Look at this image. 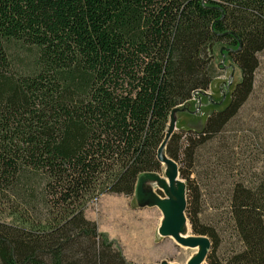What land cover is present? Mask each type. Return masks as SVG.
<instances>
[{
	"label": "trees",
	"instance_id": "trees-1",
	"mask_svg": "<svg viewBox=\"0 0 264 264\" xmlns=\"http://www.w3.org/2000/svg\"><path fill=\"white\" fill-rule=\"evenodd\" d=\"M217 45L241 82L165 155L185 181L193 235L210 243L207 263L264 264V179L246 184V138L227 129L254 91L264 0H0V264H133L86 211L161 171L170 114L219 77ZM212 188L226 206L206 223Z\"/></svg>",
	"mask_w": 264,
	"mask_h": 264
},
{
	"label": "rangeland",
	"instance_id": "rangeland-1",
	"mask_svg": "<svg viewBox=\"0 0 264 264\" xmlns=\"http://www.w3.org/2000/svg\"><path fill=\"white\" fill-rule=\"evenodd\" d=\"M226 50H228L226 47L220 45H217L214 48V63L218 68L219 77L206 92L207 95L202 97V101L200 102L201 114L198 113L199 109L196 110V106H200L198 102L199 100L193 98L192 101L187 104V111H183L176 115L179 124L174 134H181L187 131H201L204 128L207 119L214 112L222 111L229 105L231 93L241 82L242 76L239 68L227 58L226 55H224ZM15 55L17 56V61L19 63H25L26 60L28 61L29 56L26 52H18L15 53ZM259 62L260 65L255 74L253 94L238 118L227 127L229 131H232L233 133L237 131L238 136L242 135L247 140L246 142L244 139L242 142L243 149L240 172L242 173V177H244L246 184L249 185L253 182H259L264 179V53L259 55ZM177 167L179 170L178 165ZM167 172L168 167L162 165L161 171L156 173L155 176H159L163 179L166 178ZM228 179L223 177V179L220 180L222 184L221 190H224L225 192L230 191L234 184L232 179ZM182 186H185V181L180 178L179 175L177 186L179 192L183 189ZM211 192L213 196L207 195V193L203 191V198L200 202L203 209L200 218L206 223L216 221L217 219L221 220L224 215L223 211L221 209L220 211H215L213 209L218 208V206L221 205H223V207L226 206L217 195H214L215 190L213 188ZM183 194L187 200L186 192ZM153 195L161 202L168 199L164 190L159 189V191ZM134 199L135 194L132 197L105 195L99 200L92 202L86 211V217L97 224L99 232L107 235L110 240L116 242L121 247L123 253V243L121 244L120 240H124L125 243H130L129 240H131L133 236L134 229H132V227L126 228V225L120 227L118 219L120 213H123L122 216L124 217L126 213L134 214L135 216L140 215L137 218H141L142 214H153V217L151 218L156 219V221L161 217V213L158 209L145 210L142 211V213L140 211H132L130 202L134 201ZM180 222L182 221L180 220ZM183 234L188 238V241L196 240V238H193L196 236L192 233L187 213L183 227ZM224 238L223 246L228 247L229 244H225L226 240H228V236ZM158 240V242H160L162 239ZM159 245L161 247L162 256L160 259L155 258L154 262H151L150 264H190L203 250L202 247L198 249L184 248L178 245L173 239L164 240ZM159 245L155 246V251H157ZM125 248L127 252H129L128 244H126ZM136 261L138 264H148L144 258H138ZM203 264L208 263L206 261Z\"/></svg>",
	"mask_w": 264,
	"mask_h": 264
},
{
	"label": "water",
	"instance_id": "water-1",
	"mask_svg": "<svg viewBox=\"0 0 264 264\" xmlns=\"http://www.w3.org/2000/svg\"><path fill=\"white\" fill-rule=\"evenodd\" d=\"M233 77V76H232ZM207 95V93H197L194 98L198 99L200 106H196V110H198V113L201 114V101L202 97ZM224 99V98H223ZM190 105V104H189ZM188 105L183 108H176L174 109L170 114V121L168 125V130L165 135V139L163 143L161 144L157 157L161 165H165L168 167V172L166 174L168 182H166L164 179H161L159 176L154 175H144L140 178V185L139 187L145 185V183H151L150 188L152 186H155L160 189L164 190L166 195L168 196V199L163 202H159L158 199H153V193L152 190L145 195L143 198H141L142 204H150V205H157L161 207L165 214V220L163 223L162 228L160 229V234L164 237H169L173 239L178 245L189 248V249H198L202 247L201 254L195 258L193 262L190 264H203L207 261V256L210 250V243L206 238L202 237H193L196 238V240H189L186 236L183 234V227L185 223V217H186V210H187V200L184 196L185 192V186H182L183 189L179 192L177 186H178V179H179V170L174 161L166 157L165 155V149L170 141L171 137L174 135V132L177 129V126L179 124V120L177 119V114L181 113L183 111H187ZM168 183V184H167ZM137 189V190H138ZM180 220L182 222H180ZM187 220V219H186ZM184 221V223H183ZM204 247V248H203ZM167 264V263H166Z\"/></svg>",
	"mask_w": 264,
	"mask_h": 264
},
{
	"label": "crops",
	"instance_id": "crops-1",
	"mask_svg": "<svg viewBox=\"0 0 264 264\" xmlns=\"http://www.w3.org/2000/svg\"><path fill=\"white\" fill-rule=\"evenodd\" d=\"M163 179L168 182L167 177ZM139 185L140 182H138V186ZM150 185V182L145 183V185L142 184L139 189L137 186L138 190H136L135 192L134 201L130 202V207L132 211H140L141 213L145 210L158 209V211L161 213V217L158 221H156V219L151 218L153 217V214H142L141 218H137L140 215L135 216L134 214L127 213L125 217L122 216L123 213H120V215L118 216L120 227L126 225V228L132 227V229H134L133 236L131 240H129L130 243H125L124 240L119 239L121 244L123 243L124 256L126 257L127 261L133 264H138V262L136 261V259L138 258H144V260L148 264L154 262L155 258L160 259L162 256V251L159 244L162 243L164 240L171 239L169 237H164L160 234V229L162 228L165 220V214L161 207L157 205L142 204L141 202V198L147 195L150 190H152L153 194L159 191L156 185L152 186V188H150ZM153 199L156 200L155 196L153 197ZM158 239L162 240L158 242ZM126 244H128L129 252H127L125 248ZM156 245H159L157 251H155Z\"/></svg>",
	"mask_w": 264,
	"mask_h": 264
}]
</instances>
